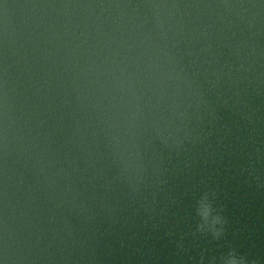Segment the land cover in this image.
I'll list each match as a JSON object with an SVG mask.
<instances>
[{"label": "water", "instance_id": "obj_1", "mask_svg": "<svg viewBox=\"0 0 264 264\" xmlns=\"http://www.w3.org/2000/svg\"><path fill=\"white\" fill-rule=\"evenodd\" d=\"M232 249L264 264V0H0V264Z\"/></svg>", "mask_w": 264, "mask_h": 264}, {"label": "clouds", "instance_id": "obj_2", "mask_svg": "<svg viewBox=\"0 0 264 264\" xmlns=\"http://www.w3.org/2000/svg\"><path fill=\"white\" fill-rule=\"evenodd\" d=\"M196 215L200 218L197 231L211 234L214 239H219L223 235L225 220L214 207L208 193L203 194L197 201ZM211 264H216L215 257H213ZM220 264H247V261L243 256L238 257L235 250L232 249L220 257Z\"/></svg>", "mask_w": 264, "mask_h": 264}]
</instances>
